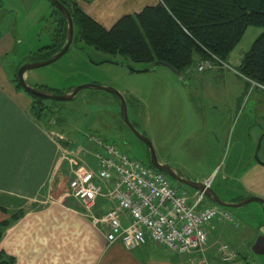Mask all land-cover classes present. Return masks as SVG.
Returning a JSON list of instances; mask_svg holds the SVG:
<instances>
[{
	"label": "rangeland",
	"instance_id": "rangeland-1",
	"mask_svg": "<svg viewBox=\"0 0 264 264\" xmlns=\"http://www.w3.org/2000/svg\"><path fill=\"white\" fill-rule=\"evenodd\" d=\"M52 14L48 0H0V90L29 111L34 97L18 88L16 77L23 65L49 60L45 52H39L52 42L56 27ZM263 32L264 28L250 26L224 62L226 67L214 65L200 73L203 62L195 57L197 63L184 74L185 83L166 67L134 63L73 44L57 62L28 72L26 82L56 96L85 85L114 89L126 101L129 121L151 141L160 164L194 183L212 181L218 198L233 205L249 199L264 201V167L255 160L264 136V88L238 72ZM43 104L48 115L40 124L50 128L61 145V167L51 190L54 199L70 200V178L80 167L94 169L103 139L148 167V148L123 123L115 96L85 89L71 102L43 100ZM258 158L264 163V139ZM231 168L238 172L226 180ZM170 183L188 195L195 192L172 179ZM205 203L213 202L206 198ZM226 210L233 219L224 222L229 229L264 225L260 203ZM228 231L219 238L221 246L233 245ZM185 256L190 262L200 257ZM205 256L211 264L207 252Z\"/></svg>",
	"mask_w": 264,
	"mask_h": 264
},
{
	"label": "crops",
	"instance_id": "crops-1",
	"mask_svg": "<svg viewBox=\"0 0 264 264\" xmlns=\"http://www.w3.org/2000/svg\"><path fill=\"white\" fill-rule=\"evenodd\" d=\"M76 1L86 15L106 30L122 17L160 3ZM60 155V142L50 128L38 123L24 103L0 90V224L18 212L23 213L4 233L0 253L15 258L16 264H191L187 256L160 246L149 245L133 252L119 245L108 246L105 225H93L81 204L71 199L56 200L51 195L52 183L61 167ZM233 168L226 173V180L238 172H233ZM109 208L105 199H99L94 214L102 217ZM234 229L222 221L212 225L207 251L211 264H223L217 250L222 245L219 238L225 232L227 235V230V238L233 243L227 246L237 256L236 261L228 264H264V225Z\"/></svg>",
	"mask_w": 264,
	"mask_h": 264
},
{
	"label": "trees",
	"instance_id": "trees-1",
	"mask_svg": "<svg viewBox=\"0 0 264 264\" xmlns=\"http://www.w3.org/2000/svg\"><path fill=\"white\" fill-rule=\"evenodd\" d=\"M58 1L73 20V45H86L139 64L164 63L183 76L197 63L195 57L198 62L213 58L225 62L250 26L264 28V0H160L155 7L122 17L110 30L86 15L76 0ZM81 1L90 4L95 0ZM51 6L56 27L51 44L39 52H45L49 59L62 50L68 31L64 16ZM238 72L264 88V32L246 54ZM17 83L22 89L18 80ZM34 100L30 112L41 123L48 111L43 100ZM102 142L118 148L109 139ZM148 168L156 171L150 163ZM22 217L23 213L18 212L0 224V241ZM0 264H16V260L1 252Z\"/></svg>",
	"mask_w": 264,
	"mask_h": 264
},
{
	"label": "built area",
	"instance_id": "built-area-1",
	"mask_svg": "<svg viewBox=\"0 0 264 264\" xmlns=\"http://www.w3.org/2000/svg\"><path fill=\"white\" fill-rule=\"evenodd\" d=\"M214 65L226 67L217 58L203 61L200 73ZM94 169L80 167L68 182L67 196L82 205L93 225L108 229V246L119 245L128 252L155 245L185 256L199 254L191 264H209L206 252L217 221L232 223L230 213L217 205L205 206V192L192 195L173 188L170 179L99 141ZM205 191L212 181L203 184ZM99 199L110 208L102 217L94 214ZM220 260L228 264L237 260L227 245L218 249Z\"/></svg>",
	"mask_w": 264,
	"mask_h": 264
},
{
	"label": "water",
	"instance_id": "water-1",
	"mask_svg": "<svg viewBox=\"0 0 264 264\" xmlns=\"http://www.w3.org/2000/svg\"><path fill=\"white\" fill-rule=\"evenodd\" d=\"M48 1L55 7V9H57L59 12H61V14L64 16V18L67 21L68 31H67L66 42H65L62 50L59 53H57L56 55H54L52 58H50L49 60H47L45 62L25 64L19 69L18 74H17V80L25 92H27L31 96H34V97L39 98L41 100H50V101H55V102H71L76 98V96L82 90H85V89H91V90H95V91H103V92H106L108 94H111L119 100L120 116H121L123 123L129 128V130L132 132V134L148 148L149 155H150V164L156 171H158L164 175H167L170 179H172L173 181H175L179 185L188 187V188L193 189L197 192H205L206 198L210 199L213 202V204H215L221 208H224V209L239 208L243 205H246V204H249L252 202H257V203H260L264 206V201L260 200V199H249V200H246V201H244L238 205L228 204V203L220 200L218 198V196L211 189L205 191V186L203 184L194 183V182L188 180L186 177H184L178 171L169 167L168 165L160 164L157 161L155 151L153 149L151 141L146 136L139 133L137 131V129L135 128L134 124H132L129 121L126 101L123 98V96H121L114 89L106 88V87H100V86H96V85H85V86L78 87L71 92H67L63 96H56V95L51 94L49 92L41 91V90H38L36 88L30 87L26 82V78H25L26 74L30 71L35 70V69H39L42 67L52 65L53 63L60 60L68 52L69 48L71 47V45L73 44V41H74V23H73V20L71 18V15H70L68 9L64 5H62L58 0H48ZM155 66H161V67H166V68L170 69L183 83H185V77L181 73L174 70L171 66L164 64V63H158ZM145 72H147V71H145ZM263 139H264V136L259 140V144L257 146V151H256V155H255V160L259 165L264 167V163H262L258 158V154L261 150V145H262Z\"/></svg>",
	"mask_w": 264,
	"mask_h": 264
},
{
	"label": "flooded vegetation",
	"instance_id": "flooded-vegetation-1",
	"mask_svg": "<svg viewBox=\"0 0 264 264\" xmlns=\"http://www.w3.org/2000/svg\"><path fill=\"white\" fill-rule=\"evenodd\" d=\"M167 176V175H166ZM168 177V176H167ZM169 178V177H168Z\"/></svg>",
	"mask_w": 264,
	"mask_h": 264
}]
</instances>
